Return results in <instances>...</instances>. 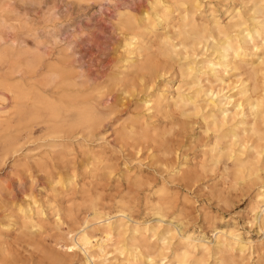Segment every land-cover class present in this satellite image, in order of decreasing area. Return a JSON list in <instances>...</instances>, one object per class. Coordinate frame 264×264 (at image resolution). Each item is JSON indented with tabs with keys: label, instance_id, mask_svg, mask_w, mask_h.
<instances>
[{
	"label": "rangeland",
	"instance_id": "obj_1",
	"mask_svg": "<svg viewBox=\"0 0 264 264\" xmlns=\"http://www.w3.org/2000/svg\"><path fill=\"white\" fill-rule=\"evenodd\" d=\"M0 3V264H264V0Z\"/></svg>",
	"mask_w": 264,
	"mask_h": 264
},
{
	"label": "bare ground",
	"instance_id": "obj_2",
	"mask_svg": "<svg viewBox=\"0 0 264 264\" xmlns=\"http://www.w3.org/2000/svg\"><path fill=\"white\" fill-rule=\"evenodd\" d=\"M19 1V0H18ZM157 2H158V0H157ZM161 2V1H160ZM194 2H196V1H194ZM164 3V2H163ZM1 4V3H0ZM20 4H21V2H20ZM17 5V4H16ZM54 5V4H53ZM52 5V6H53ZM120 5V4H119ZM166 5H168L169 6V4H166ZM180 5V4H179ZM194 5V4H193ZM149 6H150V4H149ZM163 6H164V4H163ZM199 6H200V4H199ZM198 6V7H199ZM2 7L4 8V6L2 5ZM14 7V6H13ZM16 7V6H15ZM56 7V6H55ZM186 8V7H185ZM197 8V7H196ZM4 9H6V8H4ZM4 9H2V10H4ZM147 9V8H146ZM127 10V9H126ZM144 10V9H143ZM154 10H155V8H154ZM6 11V10H5ZM10 11V10H9ZM32 11V10H31ZM34 11V10H33ZM50 11V10H49ZM19 12V11H18ZM24 12V11H23ZM9 13V12H8ZM119 13V12H118ZM211 13V12H210ZM4 14H6V12L4 13ZM157 15V14H156ZM0 16H1V14H0ZM211 16V15H210ZM213 16V15H212ZM2 17H4V16H2ZM17 17V16H16ZM55 17V16H54ZM160 18V17H159ZM184 18V17H183ZM17 19V18H16ZM162 19H164V18H162ZM161 19V20H162ZM195 19V18H194ZM216 19V18H215ZM2 20V19H1ZM4 20V19H3ZM18 20V19H17ZM160 20V19H159ZM122 21V20H121ZM6 22V21H5ZM141 22V21H140ZM158 22V21H157ZM129 23V22H128ZM215 23V22H214ZM216 23H218V22H216ZM4 25V24H3ZM9 25V24H8ZM45 25V24H44ZM121 25V24H120ZM158 25V24H157ZM247 25V24H246ZM203 26H204V24H203ZM15 27V26H14ZM152 29H155V28H152ZM32 31V30H31ZM169 33V32H168ZM130 35V34H129ZM1 36V35H0ZM167 37V36H166ZM228 37V36H227ZM237 37V36H236ZM140 38V37H139ZM41 39V38H40ZM236 39V38H235ZM223 40V39H222ZM238 40V39H237ZM262 40H264V39H262ZM7 42V41H6ZM13 42V41H12ZM19 42V41H18ZM174 43V42H173ZM9 44V43H8ZM16 44H17V42H16ZM131 44V43H130ZM144 44V43H143ZM21 45H22V43H21ZM256 45V44H255ZM258 45V44H257ZM28 46V45H27ZM43 46V45H42ZM252 46H253V44H252ZM125 47V46H124ZM230 47V46H229ZM226 49H227V47H226ZM242 49V48H241ZM13 49H12V47H10L9 49H4V50H1L0 51V59L1 60H3V61H5V63H6V67H5V70L4 71H2V74H3V76L4 77H7V76H13V74H15V73H21V75H22V71H23V69H27V70H33L36 66H37V63L36 62H34V63H28L27 65H25V68H23L22 67V65H19V63H17L15 60L14 61H12V60H10L11 58H10V54H11V51H12ZM134 50V49H133ZM224 51L222 52V51H220V56H222V57H224V55H223V53L225 52V49H223ZM229 51V50H228ZM132 53V52H131ZM130 53V54H131ZM219 53V52H218ZM242 53V52H241ZM240 53V54H241ZM45 54V53H44ZM126 54V53H125ZM133 54V53H132ZM139 53H137V55H138ZM184 54V53H183ZM186 54V53H185ZM249 54V53H248ZM46 55V54H45ZM246 55V54H245ZM259 55V54H258ZM39 56V55H38ZM41 56V55H40ZM140 56V55H139ZM18 57V56H17ZM214 57V56H213ZM212 57V58H213ZM228 57V56H227ZM235 57H239V54H238V51H237V54H235ZM19 58V57H18ZM39 58H41V57H39ZM124 58V57H123ZM129 58V57H128ZM225 59V58H224ZM130 60V59H129ZM217 61V60H216ZM1 64H3V62H1ZM40 64V63H39ZM191 64V63H190ZM190 66H192V65H190ZM209 66H210V71H211V75H217V72H218V70L216 69V67L214 66V64L213 63H210L209 64ZM218 66V65H217ZM228 68V67H227ZM37 69V68H36ZM2 70V69H1ZM199 70V69H198ZM231 70V69H230ZM56 71V70H55ZM31 72V71H30ZM53 72V71H52ZM197 72V71H196ZM29 73V72H28ZM200 73V72H199ZM199 73L197 74V76L199 75ZM25 74V73H24ZM23 76V75H22ZM16 77V76H15ZM218 77V76H217ZM12 78H14V76L12 77ZM11 79V78H10ZM23 79V78H22ZM51 79V78H50ZM54 79V78H53ZM224 80V79H223ZM3 81V80H2ZM18 81V80H17ZM225 81V80H224ZM6 82V81H5ZM8 82H10L9 81V79H8ZM69 82V81H68ZM199 82V81H198ZM226 83V82H225ZM58 84V83H57ZM68 84V83H67ZM31 85V84H30ZM71 85V84H70ZM247 85V84H246ZM45 87V86H44ZM47 88V87H46ZM250 89V88H249ZM66 90V89H65ZM247 91V90H246ZM3 92V91H2ZM31 92V91H30ZM213 92V91H212ZM244 92V91H243ZM179 93H182V92H179ZM15 94V93H14ZM185 94V93H184ZM187 94V93H186ZM211 94V93H210ZM213 94V93H212ZM248 94V93H247ZM182 95V94H181ZM49 97V96H48ZM218 97H219V95H218ZM226 97H228V96H226ZM166 98V97H165ZM170 98V97H169ZM216 98V97H215ZM224 98V97H223ZM233 100V98H230V100L229 101H227L226 103H230L231 101ZM36 101V100H35ZM75 101V100H74ZM181 101V100H180ZM212 102H214V101H212ZM226 103H224V104H226ZM218 104H220L221 106L223 105V103L221 102V101H219V102H217V103H215V105H218ZM227 105V104H226ZM38 106V105H37ZM92 106V105H91ZM231 106V105H230ZM236 106L237 107H239L240 106V102H237V104H236ZM67 107V106H66ZM218 107V106H217ZM225 107H228V105L227 106H225ZM235 107V106H234ZM76 108V107H75ZM224 108V107H223ZM251 108H253L254 110H257V108H258V103H253V105H251ZM66 109V108H65ZM219 110H221V112L222 113H224L225 111H226V109H221V107H220V109ZM244 110V109H243ZM256 112V111H255ZM207 113V112H206ZM67 114V113H66ZM134 114V113H133ZM76 115V114H75ZM217 116V115H216ZM223 116H224V114H223ZM242 116V115H241ZM215 117V116H214ZM226 117V116H225ZM241 118V117H240ZM89 119V115H87V114H81V115H79V118L77 119V123H79V122H82V121H87ZM205 121H208V120H205ZM209 123V122H208ZM211 123V122H210ZM207 124V123H206ZM212 124V123H211ZM76 126V125H75ZM211 126V125H210ZM220 126H222V125H220ZM93 127V126H92ZM213 127V126H212ZM223 127V126H222ZM228 128V127H227ZM231 129V128H230ZM61 132V131H60ZM57 133H59V132H57ZM58 135H60V133L58 134ZM241 146V145H240ZM223 150V149H222ZM262 153V152H261ZM231 155H233V154H230V156ZM233 157V156H232ZM239 160V159H238ZM243 165V164H242ZM261 196L262 197V199H264V187H260L259 188V190H258V194H257V196ZM168 203V202H167ZM37 205V204H36ZM41 205V204H40ZM29 207V206H28ZM158 207H160V206H158ZM41 208V207H40ZM20 209V208H19ZM153 209V208H152ZM41 210H42V208H41ZM122 210V209H121ZM121 210H119V211H121ZM262 210H264V209H262ZM43 211V210H42ZM158 212H157V214L159 213H161L162 214V212H159L160 210H157ZM117 212V211H116ZM123 212V211H122ZM25 213V212H24ZM29 213V212H28ZM30 213H31V211H30ZM35 213V212H34ZM41 213V212H40ZM43 213V212H42ZM118 213V212H117ZM116 213V214H117ZM257 213V212H256ZM116 214L114 215V216H116ZM154 214V213H153ZM41 215V214H40ZM118 215V214H117ZM122 215V214H121ZM24 216V215H23ZM120 216V215H119ZM123 216V215H122ZM126 216V215H125ZM101 217V215H98V218H100ZM127 217V216H126ZM125 217V218H126ZM160 217V216H159ZM163 217V216H162ZM25 218V217H24ZM30 218V217H29ZM32 218V217H31ZM30 218V219H31ZM34 219V218H33ZM32 219V220H33ZM103 219V218H102ZM146 220V219H145ZM162 220V219H161ZM107 221V220H106ZM116 221V220H115ZM160 222V221H159ZM171 222V221H170ZM161 223V222H160ZM98 224H99V226H100V230H101V232L103 233V234H105V235H110L113 231H114V226L112 225V224H110L109 223V221H107V222H103V221H99L98 222ZM144 224V223H143ZM30 225V224H29ZM28 225V226H29ZM152 225V224H151ZM171 225H173V224H171ZM37 226V225H36ZM156 226V225H155ZM176 226V225H175ZM174 226V227H175ZM38 227V226H37ZM41 227V226H40ZM159 227H160V225H159ZM124 228V227H123ZM173 228V227H172ZM161 229H163V228H161ZM33 230V229H32ZM128 230V229H127ZM130 230V229H129ZM134 230V229H133ZM175 230V229H174ZM173 230V231H174ZM138 231V230H137ZM149 231H150V229H149ZM148 231V232H149ZM159 231H160V229H159ZM173 231H172V233H173ZM176 231H177V229H176ZM35 232H36V230H35ZM152 232H154V229H152ZM175 232V231H174ZM222 232V231H221ZM226 231H224L223 233H225ZM234 232H236V231H234ZM127 233V232H126ZM150 233H151V231H150ZM156 233V232H155ZM172 233H169V234H172ZM176 233H178V232H176ZM124 234V233H123ZM164 234V233H163ZM168 234V236H171V235H169ZM131 235V234H130ZM155 235V234H154ZM180 235H181V233H180ZM183 235V234H182ZM174 236V235H173ZM197 236H198V234H197ZM231 236V240H232V242L236 245V249L238 250V252H240V253H242L246 248H248L250 245H251V242H250V240L248 239V241L247 242H241V239H240V237H239V235H237V234H231L230 235ZM101 237V236H100ZM99 237V238H100ZM124 237V236H123ZM131 237V236H130ZM155 237V236H154ZM172 237V236H171ZM184 240L186 239L187 241H194V239L193 238H191L190 236H186V234H185V236L183 237V236H181ZM200 237H202L201 235H200ZM225 237V236H224ZM74 238V237H73ZM107 238V237H106ZM134 238V237H133ZM132 238V239H133ZM204 238V237H203ZM226 238V237H225ZM110 239H111V237H110ZM119 239V238H118ZM137 239V238H136ZM157 239V238H156ZM107 240V239H106ZM178 240H179V238H178ZM197 240V239H196ZM242 240H245V239H242ZM74 241H75V243L76 244H78V246L79 245H81L82 246V248H83V250L85 251V255H87V256H91L92 255V252H91V247H90V238H89V236L87 235V233H81V234H78V235H76L75 236V238H74ZM120 241V240H119ZM128 241V240H127ZM138 241V240H137ZM192 241V242H193ZM105 242V241H104ZM162 242V241H161ZM172 242V241H171ZM185 242V241H184ZM183 242V243H184ZM200 242V241H199ZM198 242V243H199ZM197 243V242H196ZM247 243V244H246ZM124 244V243H123ZM125 244H127V243H125ZM138 244V243H137ZM195 244V243H194ZM217 244H221L220 246H222V245H224L223 243H221V241L217 238ZM102 245H104V244H102ZM129 245H131V244H129ZM157 245V244H156ZM193 246V245H192ZM216 246V245H215ZM69 247V246H68ZM100 247H101V245H100ZM132 247V246H131ZM158 247V246H157ZM59 248V247H58ZM98 248V247H97ZM129 248V247H128ZM233 248H234V246H233ZM101 249H103V248H101ZM121 249V248H120ZM137 249H138V247H137ZM174 249V248H173ZM194 249V248H193ZM232 249V248H231ZM98 250V249H97ZM125 250V248H123L122 250H120V251H124ZM128 250V249H127ZM185 250V249H184ZM99 251V250H98ZM105 251H106V249H105ZM126 251V250H125ZM171 251H172V249H171ZM198 251V250H197ZM234 251V250H233ZM135 252V251H134ZM186 252V251H185ZM191 252V251H190ZM84 253V252H83ZM87 253V254H86ZM124 253V252H123ZM128 253V252H127ZM137 253V252H136ZM163 253V252H162ZM188 253V252H187ZM97 254V253H96ZM100 254V253H99ZM102 254H105L104 253V251H103V253ZM129 254V253H128ZM131 254V253H130ZM177 254V253H176ZM179 254V253H178ZM197 254V253H196ZM188 255V254H187ZM98 256V255H97ZM121 256V255H120ZM131 256V255H130ZM135 256H137V255H135ZM151 256H153V255H151ZM176 256H178V255H176ZM211 256V255H210ZM86 257V256H85ZM92 257V256H91ZM95 257V256H94ZM139 257V256H138ZM146 257V256H145ZM170 257V256H169ZM195 257V256H194ZM205 257V256H204ZM141 258V260H142V257H139V259ZM147 258V257H146ZM149 258V257H148ZM166 258V257H165ZM88 259V258H87ZM163 259V258H162ZM131 260H132V258H131ZM141 260H139V261H141ZM149 260V259H148ZM161 260V259H160ZM178 260V259H177ZM187 260V259H186ZM208 260V259H207ZM133 262V261H132ZM166 262H167V260H166ZM180 262V261H179ZM186 262V261H185ZM198 262V261H197ZM150 263H151V261H150ZM175 263V262H174ZM118 264V263H117ZM134 264V263H133ZM151 264H153V263H151ZM182 264V263H181ZM187 264H188V262H187Z\"/></svg>",
	"mask_w": 264,
	"mask_h": 264
}]
</instances>
